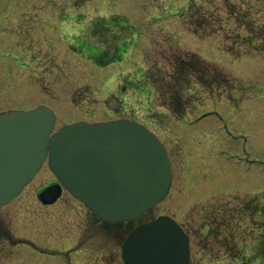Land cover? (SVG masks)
<instances>
[{"label": "rangeland", "instance_id": "rangeland-1", "mask_svg": "<svg viewBox=\"0 0 264 264\" xmlns=\"http://www.w3.org/2000/svg\"><path fill=\"white\" fill-rule=\"evenodd\" d=\"M202 16L218 29L200 33ZM263 35L264 0H0V112L45 104L57 128L131 118L166 142L173 167L167 197L115 226L90 221L78 201L83 211L68 216L67 195L55 221L41 215L35 192L48 178L40 173L16 202L0 206L6 230L32 241L0 264H124L128 233L160 215L189 233V264H264L253 256L264 219ZM84 40L117 62H94L79 46ZM123 42L127 52L118 58L115 47ZM190 57L217 66L229 83L213 92L189 86L186 108L176 112L170 94L142 82L150 70L171 81L175 62ZM242 209L249 213L241 216ZM222 216L230 223H216ZM102 227L107 238L97 233ZM45 229L54 247L75 244L84 257H42L36 250L58 253L40 236ZM84 232L91 235L82 241Z\"/></svg>", "mask_w": 264, "mask_h": 264}, {"label": "water", "instance_id": "water-1", "mask_svg": "<svg viewBox=\"0 0 264 264\" xmlns=\"http://www.w3.org/2000/svg\"><path fill=\"white\" fill-rule=\"evenodd\" d=\"M55 129L56 115L46 105L0 114V205L19 195L46 159L67 190L109 224L142 217L167 196L170 155L145 125L120 118ZM46 192L42 197L55 200L60 186ZM122 258L125 264H189L190 239L162 215L134 229Z\"/></svg>", "mask_w": 264, "mask_h": 264}, {"label": "trees", "instance_id": "trees-1", "mask_svg": "<svg viewBox=\"0 0 264 264\" xmlns=\"http://www.w3.org/2000/svg\"><path fill=\"white\" fill-rule=\"evenodd\" d=\"M201 20L202 22H200L201 24L200 33L202 32L206 33L208 30H212V28L213 30L215 28L218 29V27H216L215 25L214 27L213 26L210 27L211 22L208 21V18H206V16H202ZM100 28L108 29L109 31L111 30L110 28H108V26H104V27L100 26ZM121 30L126 31L129 29L121 28ZM114 36L117 38L119 35H114ZM263 37L264 35L262 36V38ZM85 41L86 40H84L79 46L84 47L87 50L89 56L91 57L92 60H94V62L101 63V58H106V57L108 58L110 57L109 58L110 61L108 63L116 62L114 61L115 56L112 57V54H110L109 52L97 51L96 49L92 48L90 45L86 44ZM128 45L129 44L127 42L125 43L123 42L121 45H117L115 47L116 48L115 53H117L118 58L124 57L126 55ZM173 72L174 74L172 75V80L169 82H164L163 81L165 76L164 73L154 77L155 72L150 70L146 72V74L144 75V81L142 83L145 85H149V87H147L148 90H150L151 87L154 86L158 90V92L161 93V89H162V92L165 91L168 94H170L171 95V98L169 100L170 109H174L176 112L179 111L181 108L184 109L186 108L187 103H186V99H184L185 98L184 96L188 91H190V89L188 88L189 86L193 88L196 85H200L204 87L205 91L213 92L214 90L217 89V87L227 86L229 83L228 80L229 78L220 69H218L217 66H214L199 57L198 58L190 57L188 59L178 60L174 64ZM240 213L241 216H245L246 214L249 213V211L245 212L242 209ZM216 223H220L219 225H225L227 223H230V221L228 220V217L222 216L221 219L219 218L216 219ZM259 223H261L260 226L261 233H260L258 246L253 256L263 260L264 259V219L262 220V222L259 221Z\"/></svg>", "mask_w": 264, "mask_h": 264}, {"label": "flooded vegetation", "instance_id": "flooded-vegetation-1", "mask_svg": "<svg viewBox=\"0 0 264 264\" xmlns=\"http://www.w3.org/2000/svg\"><path fill=\"white\" fill-rule=\"evenodd\" d=\"M44 171H45V177L48 178V181L47 182L46 181L43 182L41 184V187L38 189V191L35 192V198L37 199L39 204L44 207V208L39 207L40 212L43 213L41 215L47 217L51 221H55L57 219V216L60 215V212H58L59 211L58 203L60 202L61 199H63L64 195H67V197L66 196L65 197H66V199L68 201V202H66L67 205H68L67 210L69 211L68 216L72 215L74 218L75 217L77 218V216H79L80 211H83V209L76 203V201H78V200L76 198L72 197L70 195V193L66 189L63 188L61 190L62 193H61L60 197L57 200L51 201L49 203H46V199L40 197V192L42 190H44L46 188H54L57 185L56 179L48 171V169H45ZM23 194H24V192L18 198L13 200L10 204H13L14 202H16V200H18ZM69 195L72 197L73 201L68 199ZM35 198L32 199L33 200L32 202H36ZM78 202L85 209L86 212H84V213H86L85 215H87V217H88V219L90 221L91 220L94 221V219H96V221L98 220L94 216V214L83 203H81L80 201H78ZM10 204H8V205H10ZM51 207H56L53 210L52 213H50V210H49V208H51ZM99 221H101V220H99ZM101 223H103V222L101 221ZM5 226L6 225L2 222V220L0 218V260L5 259V258L8 259L10 254L13 253V248H16V247L23 248L24 246H31L28 243H26V241H31V240H29L28 238H25L23 236H17V235L12 236V234H10L8 230H6ZM84 228L86 230L90 229L88 227H84ZM101 229L102 230L99 231V232L97 231V233L100 235V237L107 238V234L106 233L108 231L104 230V227H102ZM97 233H94V234H97ZM90 235L87 232H84L82 241L83 240L85 241L86 238L89 239ZM40 236L53 247V250L51 252H55V251L58 252V253H49V252H42L41 250H36V252L44 254V255H41L42 257L45 256V255H48V256H51L53 258H58L59 256H61L60 253L67 252V251L71 252V253L69 252L71 258H72V254H73V257L76 258V259H79L82 256L84 257V255H79V254H81L83 252V248H75V249H73L75 247L74 242H73L74 245L72 244L73 246L67 247L65 249H62L60 247H54L55 237H54V234L49 229H45L44 231H42L40 233ZM68 238H69L68 236H64L63 239H65V240H63V241L69 240ZM79 239L81 240V234L79 235ZM58 242L60 243L62 241L59 240ZM35 245L38 246V244H35ZM38 247H40V246H38ZM40 249H44V248L40 247ZM47 251H49V250H47ZM76 256H78V258Z\"/></svg>", "mask_w": 264, "mask_h": 264}, {"label": "bare ground", "instance_id": "bare-ground-1", "mask_svg": "<svg viewBox=\"0 0 264 264\" xmlns=\"http://www.w3.org/2000/svg\"><path fill=\"white\" fill-rule=\"evenodd\" d=\"M250 111L253 112V113H255V111H253V108H251ZM250 111H249V112H250ZM55 208H56V207H51V208H49V210H50V211H53Z\"/></svg>", "mask_w": 264, "mask_h": 264}]
</instances>
